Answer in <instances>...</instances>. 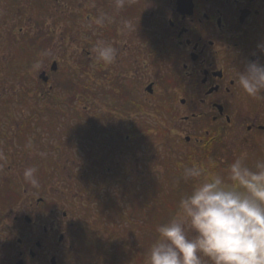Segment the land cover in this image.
Segmentation results:
<instances>
[{"label":"flooded vegetation","instance_id":"obj_1","mask_svg":"<svg viewBox=\"0 0 264 264\" xmlns=\"http://www.w3.org/2000/svg\"><path fill=\"white\" fill-rule=\"evenodd\" d=\"M31 4L48 22L34 23L37 35L53 39V32L61 28L73 40L77 27L85 35L82 50L88 58L82 76L93 80L94 72L107 84L100 105L105 119L100 122V135L75 133L80 127L77 106L59 103L62 89L57 86L66 79L52 80L63 54L53 58L55 71L52 66L38 71V77L46 73L49 79L39 78L42 87L37 92L56 102L52 162L35 136L41 125L31 126L25 117L13 121L11 105L0 107L4 112L0 118V264H64L77 250L75 240L84 235L81 222L95 210L93 189L76 185L67 208L66 197L55 193L54 178H58L44 176L42 160L54 175L110 177L125 169L129 174H153L155 161L150 153L155 151V137L137 135L140 111L166 114L167 127L175 132L167 137L166 150L178 147L185 159L204 155L216 159L234 143L264 153V94L249 97L237 84L246 60L264 62L257 49L264 43V0H0L1 48L12 42L25 46L23 26ZM18 21L20 37L14 40ZM43 42L48 41L34 49L42 46L40 51L52 50L53 55L62 48L68 51ZM101 44L114 48L111 62L98 59L96 49ZM12 79L21 83L29 78ZM52 93L55 98L47 97ZM59 113L69 120H59ZM71 122L76 126L64 127ZM13 125L17 127L11 131ZM27 168L36 170L37 186L25 179ZM109 177V187L117 188L119 180ZM15 238L18 244L13 247Z\"/></svg>","mask_w":264,"mask_h":264},{"label":"rangeland","instance_id":"obj_2","mask_svg":"<svg viewBox=\"0 0 264 264\" xmlns=\"http://www.w3.org/2000/svg\"><path fill=\"white\" fill-rule=\"evenodd\" d=\"M35 6L36 4H31V9L29 8V11H27V15H28L27 20L24 21L27 23L26 25L25 23H23L25 25L23 26L25 28L23 35L26 38L24 42L26 40H29V38H32V39L37 38L39 42H42L45 39L48 42H43V43H46L49 46H53L54 49L61 46V47H64L65 49H68V51L63 52V48H62L58 54L53 55L52 50L51 51H40V49H43L42 46H40V48H38L39 51H36V49H34V47L32 45H29L27 42L26 44H24L26 47L23 46V44L20 47H17L16 45H14V42H12L11 45L8 44V46H6L5 48L0 47V107L3 109H8L7 106L11 105V109H12L11 113H12L13 121L19 122L20 121L19 119L24 118V117L26 118L25 121L29 122V125L40 121V123H37V125H41V134L40 135L37 134L35 136H37V138L40 137L39 141H40V145L44 146V150H43L45 152L44 154L45 156L49 157V161L48 160L47 161L52 162L54 156H53V151L52 152L50 151V147L53 146L52 145L53 140L51 138L54 137L53 136L54 135L53 119H55V116L51 118V116H49L50 115L49 111H52L54 114L53 107L48 106V108H46V106H43L44 110L41 111V113L39 114L38 110L32 106V105L38 104V101L35 99V96H36V93H38L37 90H39L42 87V85L38 84L39 69H43V68L48 69V67L50 68V66H52V63H53V58L56 57L57 55L61 56V54H63L64 60L63 62L59 63V68H58V71L54 73V77L52 79L53 81H55V79H63V78L65 79H78L79 78V79H82L80 80L82 83L88 85V80H89L90 82H93V85H94L90 87L91 88L96 87L97 90L99 91H105V88H106L105 85L107 84L104 81H101L100 79H96L95 76L97 75L94 72H92L91 74L92 78H94L93 80L91 79L87 80L82 76L83 72L86 71L85 65L87 63L86 60L88 57L86 53L84 52V50H82L85 35L83 34L81 35L78 32L77 30L78 27L76 28V31L73 32V38H72L73 40H68V37L66 35L67 32L65 33V35L62 34L61 28L56 29V31L53 32V35H54L53 39H50L45 35L39 36L36 34L38 29L34 31V28H33L34 23H39V22L48 23V22H47L46 16L41 17V15H37L38 12H37V9H35ZM40 17L41 19H39ZM12 22H14V20H12ZM49 22L51 23V20H49ZM18 24H19V21L15 25L14 35H13L14 40L15 39L18 40V37H20V35L17 34ZM74 39H75V42L74 44H72ZM19 41H17L18 44H19ZM7 43L8 41L6 40V45ZM69 43H71L72 45H68ZM61 44H64V45H61ZM9 71L14 72L15 74H17L18 77H21L24 75V76H27L29 79H26L23 82L21 81V83H18L17 80L11 79L8 76ZM76 72L77 74H75ZM45 88L48 89L49 86H46ZM87 88H85V90ZM65 89L66 88H63L62 91H59L60 94H62L60 96H64L63 94H65L64 92H66ZM99 91L97 92V94L101 93ZM86 94L89 95V93H86ZM101 98L102 96H99V98L97 99H93V98L88 99V101L90 102L89 104L78 101L77 104H78V109L80 111L79 112L76 111V112L82 115L83 112H81V110L87 107L90 110L88 109L86 115L93 113L94 108L100 110L101 106L104 105V101H105L104 99H101ZM5 99L9 100V104L4 103L3 100ZM22 101L23 103L24 101H27V103H25L26 105H20ZM21 110H24V111L21 112ZM3 114L4 112H0V118L3 116ZM29 117L31 118V121H29ZM57 117L62 122L63 121L66 122L67 120H69V117L63 113H59V116ZM147 117H149V119L156 118L155 114H153L152 111H147ZM158 118H161L160 120L156 122L158 125L156 123L152 124L153 121L150 122V124H152L153 127L161 128L164 124L166 125L167 123L166 114L160 115ZM67 125L69 126V128L76 126V124L74 123L72 124L71 122V124L66 123L64 127ZM15 127L17 126L13 125L11 127V131H13ZM62 128L60 129L61 133L64 130ZM174 133L175 132H171L170 134L174 135ZM167 137L168 136L162 137V138L156 137L157 139L156 142L158 141L157 143H159L161 140H164L165 141L164 143L166 145ZM157 143H155V151L151 150V153H150V155L152 156V158H154V161H155L154 163L155 171L153 172L152 175H149L151 177L150 178L151 187L149 188L152 189L153 187H156L157 184L163 185L167 187V193H169V196L173 195L174 197L176 196V193L178 195L180 194L183 195L184 193L182 194V191L176 192L177 189L181 187V185L173 184V183L175 182V180L178 179V177L182 179L184 168L191 167L193 164H195L196 161H198V158L200 161L203 160L202 162L206 160L208 165L212 166L211 167L213 168L212 170L222 175L226 181H227L228 165L235 158L241 155H245L246 158L244 162L248 166H254L257 162L264 161V153H259L258 151L256 153H253L249 149H247L246 147H243L241 144H238V143H234V146L231 145V148L226 146L225 152H222L221 159L220 158L212 159L210 157L208 158V156L206 155L203 156L204 157L203 159L202 157L200 158V156L199 157L194 156V159L192 160V162L190 161L189 163H188V160L185 159L184 153L178 150V147L177 149H174V150L167 147V157H171V159H173L172 160L173 164L172 165L170 164L171 165L170 166L169 162H167L168 167L166 169L165 166L162 165L163 154H162V150L160 149L161 146ZM263 146L264 144L262 145V148L264 149ZM221 161H222V164H220ZM42 162L44 163L43 168L45 169L43 170L44 176L51 174L53 177L58 178V180L54 178L57 184L56 186L57 191H55V193H56V196H59L60 198L66 197V204H67L66 207L68 208L67 201L71 197L70 195L72 194V190H73L72 186L76 185L78 188L86 189L87 186L85 187V182H81L82 178H84L85 176H82V175H78V176L54 175L53 172L49 170L50 166L48 165L46 166L47 163L45 162V160H42ZM175 165H178L179 167H181L179 171L175 169ZM219 167L224 168V170L219 169ZM172 178H174L175 180H171ZM157 179L159 180L157 184L154 185ZM43 182L47 184V180ZM188 184L189 185L185 184L186 185L185 187L187 188L188 191H190L191 185L190 183ZM138 185L140 186L141 182ZM111 190L114 193L117 191V188H111ZM73 191L75 192V190ZM144 194L145 192H135L132 194V200L135 201L137 199H140L141 197H143ZM169 199H171V197H169ZM170 202L175 206L178 205L177 201L175 202L170 201ZM120 204H122V202H120ZM127 212L130 213L129 210ZM173 214H170V215L168 214L167 217L161 218L158 221V225H161L169 221ZM107 215L108 216H104V215L99 216V213H97L96 207H95L94 212L92 211L88 212V216H86L83 219V222H81L84 227L83 228L84 235L79 240H75V243H76L75 248L77 250L74 254H69L68 256L66 255L67 257L65 258L64 264H99V258L97 257V255H99L98 251L99 252L102 251V249L100 250L99 248L100 244L106 247L112 248L111 244L117 241L120 238V235L121 237H123L124 235H127V228H125L124 222L121 221V219H119L117 222V225H113L115 224L113 222L115 221L116 215L115 214H107ZM138 220L140 221L142 219H138ZM144 225L142 226L141 229L139 228L138 231L136 230L132 234V236L134 237L132 238L133 243H136L137 247L140 246V248H138L139 252L138 254L135 253L136 255L134 254L135 255L134 257H132L129 260L127 258L125 259V262H127V264H147V256H148L149 248L144 247L142 249V241L143 239L144 240L146 239L145 235H151L149 236V240L146 239L147 240L146 242L149 244H152L157 235V232H156L157 227L152 228L151 226L152 232L148 233V229L145 228ZM98 226H100V228ZM100 233L102 235H100ZM92 239H94L97 243L96 245H94L95 249L93 248V245L91 243ZM12 243H13L12 246L16 247L18 244L17 238L13 239Z\"/></svg>","mask_w":264,"mask_h":264},{"label":"clouds","instance_id":"obj_3","mask_svg":"<svg viewBox=\"0 0 264 264\" xmlns=\"http://www.w3.org/2000/svg\"><path fill=\"white\" fill-rule=\"evenodd\" d=\"M257 49L264 54V43ZM96 51L104 62L115 55L107 44ZM237 84L249 97L264 94V62L246 60ZM245 158L228 165L227 181L200 164L184 168L182 179L190 191L170 220L157 227L147 264H264V161L248 166ZM35 171H24L33 186L38 185Z\"/></svg>","mask_w":264,"mask_h":264},{"label":"trees","instance_id":"obj_4","mask_svg":"<svg viewBox=\"0 0 264 264\" xmlns=\"http://www.w3.org/2000/svg\"><path fill=\"white\" fill-rule=\"evenodd\" d=\"M26 42L29 45H32L33 47H36V46L39 47L40 45L39 43H42V42H39L37 38H33V39L29 38V40H26L24 42V44H26ZM14 74H15L14 72L9 71L8 76L15 77L16 74L15 75ZM14 80H17L19 83V79H14ZM80 80L82 79H66V80L60 81L62 84L60 86H57L58 89L66 88L65 89L66 92H64L65 94H63L64 96H60L62 94L58 95L59 103L61 104L62 102H66L69 107H73V108H76L77 106L76 111L78 112L80 111L78 109V104H77L78 101L89 104L90 102L88 101V99H91V98L97 99L102 94V91L97 90L96 87L91 88L93 85V82H91V87H90L89 81H88V85H86L82 83ZM85 88L87 89L85 90ZM89 88L91 89L90 95H87L86 93H89L88 92ZM98 91L101 93L97 94ZM55 95H56L55 93H52V95H48L47 97L53 98L54 96L55 98ZM35 99L38 101V104H35L32 106L38 110L39 114L41 113V111L44 110L43 106H46V108H48V106L53 107V105L56 104L54 100L47 101L41 98V96L38 93H36ZM3 101L4 103L9 104V100L5 99ZM24 102L27 103V101H24ZM83 111L84 109L81 110V112ZM99 111L100 110L94 108L93 113L89 114L91 116L86 115L87 112L86 113L83 112L82 115L77 114V117L75 118L79 121L80 127L77 128V131L76 129H74L75 133L77 134V132L80 131L79 133L81 135L83 134L91 135V137H94L95 135H100V132H99L100 127H101L100 122L103 120V118L105 119V117H101L100 116L101 111L100 112ZM152 112L156 116V118L154 119H149V117L146 116L147 111L146 112L140 111V121L141 122H140V127L138 129L139 132L137 133V135L147 136V137L154 136L155 137L154 143H157L158 141L156 142L157 140L156 137L162 138V137L169 136L170 129L167 127V123L166 125L164 124L162 126L163 128L153 127L152 124L160 120L161 118H158V117L163 114L161 110L154 109ZM49 113H50L49 116H51V118L54 117L53 116L54 114L52 111H49ZM29 121H31L30 117H29ZM151 121H153L152 124H150ZM37 123H40V121L34 123V125H31V126L35 127ZM38 134L40 135L41 131ZM164 142H165L164 140H161L157 144L161 146L160 149L162 150V154H163L162 165H164L165 168L167 169L168 167L167 162H169V165L170 164L172 165L173 159H171V157H167V150H166L167 144L165 145ZM221 155H222V151H220V156L218 157V159L219 158L221 159L222 157ZM192 159H194V156L192 157ZM187 160H188V163L190 161L192 162L191 159H187ZM198 161H196L195 164H200L205 169H209V170L213 169L211 168L212 167L211 165H208L206 160L204 162H202L203 160L202 161L198 160ZM220 164H222V161L220 162ZM180 168L181 167H179L178 165H175V169L177 171H179ZM219 169L224 170V168L222 167H219ZM154 171H155V168H154ZM87 177L91 178L92 180L87 179ZM87 177L85 176L84 178H82L81 182H85V187L87 186L91 190L93 189L94 191L93 194L97 195L96 196L97 201L95 202H97L96 208H97V213H99V216H103V215L108 216L107 214H115L116 218H115V221L113 222L115 224L113 225H117L118 220L121 219V221L124 222L125 228H127V235H124L123 237H121L120 235V238L111 244L112 248L106 247L102 244H100V246L97 245L99 246L100 250L102 249V251L100 252L98 251L99 255H97V257L99 258V264H127V262H125V259L127 258L129 260L132 257H134L136 254H138L139 252L138 248H140V246L137 247L136 243H133V240H132V238H134L132 236L133 232L136 230L138 231L139 228L141 229L142 226L146 224L144 225L145 228L148 229V233H151L152 232L151 226L152 228L158 227L159 226L158 221L161 218L167 217L168 214L170 215V214L175 213L177 206L173 205L170 201L172 202L177 201L178 203L180 198L186 192H188L185 186L189 185L188 183L183 182L184 180L180 179V177H178L177 180L172 178L171 180H175L173 184L181 185V187L177 189L176 192L182 191V194L184 193L183 195L181 194L178 195L176 192H174L176 193V196L174 197L173 195L169 196V193H167V187L157 184L159 179H157V181L154 183V185L157 184L156 187H153L152 189H150L149 188L151 187L150 186V180H151L150 176L148 177V175H142V174H137V173L129 174L127 169H125V172L121 175H115V176H110V177L92 175V176H87ZM108 177L109 179L112 178V179L119 180V186L117 187V191L114 193L111 190L112 187H109L108 185V182H107ZM140 182H141V185L139 186L138 184ZM87 187L86 189H88ZM135 192H145V194L140 199L133 201L132 194ZM169 197H171V199H169ZM120 202H122V204H120ZM128 210L130 213L127 212ZM138 219H142L144 222L142 220L139 221ZM98 227L100 228V226ZM100 235L102 234L100 233ZM149 236L151 235H145L146 239L149 240ZM146 239L145 240L143 239L142 241V249L144 247L150 248L151 246V244L146 242L147 241ZM91 243L93 245V248L95 249L94 245L97 244L96 241L92 239Z\"/></svg>","mask_w":264,"mask_h":264},{"label":"water","instance_id":"obj_5","mask_svg":"<svg viewBox=\"0 0 264 264\" xmlns=\"http://www.w3.org/2000/svg\"><path fill=\"white\" fill-rule=\"evenodd\" d=\"M52 69H53V70H56V69H57V64H56V63L53 64ZM41 78H42V80H44V81H47V80H48V78H47V76H46L45 73H43V74L41 75ZM18 264H21V262H19Z\"/></svg>","mask_w":264,"mask_h":264}]
</instances>
